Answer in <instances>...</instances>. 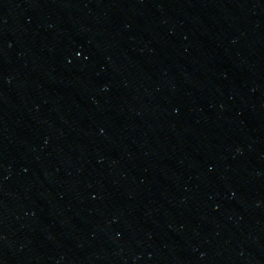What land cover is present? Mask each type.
<instances>
[{
  "label": "water",
  "instance_id": "water-1",
  "mask_svg": "<svg viewBox=\"0 0 264 264\" xmlns=\"http://www.w3.org/2000/svg\"><path fill=\"white\" fill-rule=\"evenodd\" d=\"M0 264H264V0H0Z\"/></svg>",
  "mask_w": 264,
  "mask_h": 264
}]
</instances>
